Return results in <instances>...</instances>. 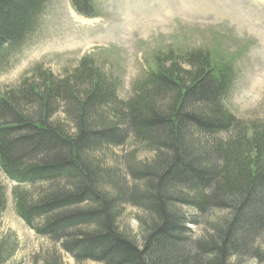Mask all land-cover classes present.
Segmentation results:
<instances>
[{
    "label": "trees",
    "instance_id": "1",
    "mask_svg": "<svg viewBox=\"0 0 264 264\" xmlns=\"http://www.w3.org/2000/svg\"><path fill=\"white\" fill-rule=\"evenodd\" d=\"M49 1L0 0L2 64ZM71 3L94 16V0ZM233 82L199 49L158 57L126 102L119 79L85 57L62 78L39 66L0 91V167L18 216L51 242L42 264H64L60 250L77 264H264V121L229 111ZM129 141L152 158L132 153L124 175L104 157ZM127 206L141 211L138 234L120 223Z\"/></svg>",
    "mask_w": 264,
    "mask_h": 264
},
{
    "label": "rangeland",
    "instance_id": "2",
    "mask_svg": "<svg viewBox=\"0 0 264 264\" xmlns=\"http://www.w3.org/2000/svg\"><path fill=\"white\" fill-rule=\"evenodd\" d=\"M93 5L97 18L86 19L74 12L70 0H50L28 43L5 54L11 55L9 61L0 62V91L16 87L39 66L62 78L85 57L119 79V98L126 102L156 68L158 57L201 49L234 71L226 101L229 111L245 123L264 121V0H94ZM135 147L129 141L107 150L105 163L125 175L124 161L132 153L139 159L152 158L140 150L135 153ZM0 185L6 194L0 217V248L7 255L2 264H42L51 242L17 215V185L1 167ZM139 216L140 210L127 206L120 223L138 234ZM189 227L196 236L201 232L200 227ZM59 253L64 264H77L66 252Z\"/></svg>",
    "mask_w": 264,
    "mask_h": 264
}]
</instances>
